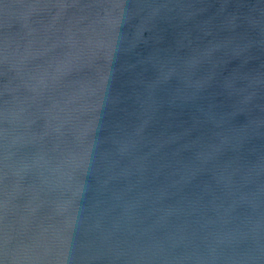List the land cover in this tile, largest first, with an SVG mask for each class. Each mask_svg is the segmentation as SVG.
<instances>
[{
  "label": "water",
  "instance_id": "water-1",
  "mask_svg": "<svg viewBox=\"0 0 264 264\" xmlns=\"http://www.w3.org/2000/svg\"><path fill=\"white\" fill-rule=\"evenodd\" d=\"M0 264H264V0H0Z\"/></svg>",
  "mask_w": 264,
  "mask_h": 264
}]
</instances>
